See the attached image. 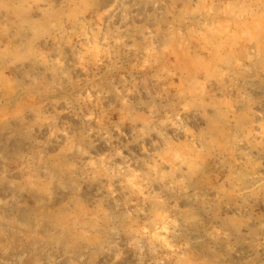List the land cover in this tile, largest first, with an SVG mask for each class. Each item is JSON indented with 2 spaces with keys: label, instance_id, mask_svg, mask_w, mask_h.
I'll use <instances>...</instances> for the list:
<instances>
[{
  "label": "rangeland",
  "instance_id": "rangeland-1",
  "mask_svg": "<svg viewBox=\"0 0 264 264\" xmlns=\"http://www.w3.org/2000/svg\"><path fill=\"white\" fill-rule=\"evenodd\" d=\"M0 264H264V0H0Z\"/></svg>",
  "mask_w": 264,
  "mask_h": 264
}]
</instances>
